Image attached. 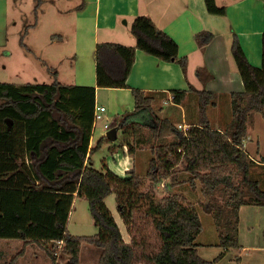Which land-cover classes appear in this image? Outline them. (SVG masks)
Segmentation results:
<instances>
[{
  "label": "trees",
  "instance_id": "16d2710c",
  "mask_svg": "<svg viewBox=\"0 0 264 264\" xmlns=\"http://www.w3.org/2000/svg\"><path fill=\"white\" fill-rule=\"evenodd\" d=\"M37 6L42 0H37ZM209 12L225 14L226 6L217 0H205ZM85 6L83 0L76 8ZM134 45L117 41L99 42L96 49V73L99 87L131 88L136 106L120 117V125L130 150L129 138L140 142L148 127L153 156L146 176L131 169L127 176L100 170L87 164L95 122L96 86L52 83H14L0 81V238L20 239L22 248L8 264H17L30 244H37L61 264L60 251L77 263L84 243L101 250L99 264H135L145 258L152 264H215L202 257L196 238L203 229L198 207L181 193L158 196L159 184L169 179L170 186L199 181L205 196L204 210L213 213L220 233V245L239 247V209L243 204L264 205V183L252 176L254 160L244 148L248 120L253 111L264 116V32L262 65L248 59L236 33L231 53L245 84L243 91L232 93L233 117L224 130L212 127L208 105L215 92L196 89L199 98V122L187 130L173 120L160 117L154 109V95L128 84L137 49L166 61L179 63L187 72L188 57L179 54V44L159 28L146 14L131 23ZM212 38L210 32H200ZM28 48V46L26 45ZM29 49V48H28ZM201 72V71H199ZM193 88V87H192ZM173 100L181 102L183 89H173ZM151 116V124L140 115ZM143 132V133H142ZM188 174V175H187ZM148 180V186H143ZM115 192L118 211L132 233L135 212L146 205L161 243L147 251L145 241H126L105 199ZM219 193V194H218ZM225 195L220 199L219 195ZM77 196H86L99 231L93 235H74L68 220ZM133 234V233H132ZM52 243L51 246H49Z\"/></svg>",
  "mask_w": 264,
  "mask_h": 264
},
{
  "label": "crops",
  "instance_id": "0c3cea01",
  "mask_svg": "<svg viewBox=\"0 0 264 264\" xmlns=\"http://www.w3.org/2000/svg\"><path fill=\"white\" fill-rule=\"evenodd\" d=\"M51 1L50 4L58 14L62 16L68 14L74 21V52L71 55L63 51L59 56H54L55 59L51 58L57 60V64L49 66L50 71H46L47 73L34 62V72H40L42 77L36 74L34 83H52L57 79L65 84L96 86V105H100L99 92L102 88L97 85V44L117 41L134 45L136 38L131 32V23L141 14L151 16L159 28L177 40L179 54L188 57V67L185 73L179 63L166 61L142 49H137L128 84L152 93L155 97L153 102L155 112L162 118H170L176 125L182 124L189 127L199 122V96L196 89L215 92L214 103L207 107L212 127L224 130L232 120V93L245 89L244 81L231 53L234 33L238 35L250 62L256 66L262 65L264 0H217L218 5L227 7L225 14L209 12L205 0H85V6L82 9L76 7L83 0ZM10 5L11 0H0V49L4 51L5 57L3 66L0 68V75L13 76L16 80L8 81L19 84L24 83L20 78L22 67L16 64L10 65L8 62L14 57V49L9 47ZM200 32H210L212 38L205 33L199 40L197 34ZM63 38L64 35L58 34L53 41ZM34 51L36 52L35 45ZM70 67L72 80H66L63 77ZM173 89L186 91L181 102L173 100ZM108 90L110 101L106 117L112 121L104 122L98 129V120H95L90 149L97 146L94 142V134L97 131L101 137H105L103 142L105 140L114 142L119 139V134L124 130L119 123L120 117L126 112H132L136 106L131 88L108 87ZM252 114L249 116L248 134L243 143L244 148L254 160L252 173L264 183V148L260 145L258 133L255 135L257 149L253 150L249 147V140L254 137L249 130V124L256 127L262 122L264 116L262 113H256L253 119ZM140 118L145 123H152L149 114L142 113ZM114 127L116 130L112 132V137H109L107 133ZM148 129L144 127V133L142 132L138 143L133 136H130L129 141L132 139L130 143L134 146L131 150L123 134L119 143L122 145L110 147L111 156L105 157L108 159L104 162L105 165L120 176H127L131 169L139 173L137 158L147 154L149 163L153 156L152 153L150 154L152 141L149 140ZM122 141L124 142L121 143ZM93 152L94 150L88 156L89 166H91ZM161 183L169 191L168 193H181L184 182L170 186V180L165 179ZM109 208L121 228L124 239L131 242L132 236L123 218L124 227L113 209ZM204 230L203 228L196 241L198 252L205 259L213 260L223 252L224 255L216 260L215 264H264V205L243 204L240 207L239 247L221 246L217 225L211 231L212 235L208 237L209 239L201 237ZM34 248L36 250H33V253L37 252V244H30L25 255L27 256ZM25 255L22 257L26 258ZM19 260L17 264H20Z\"/></svg>",
  "mask_w": 264,
  "mask_h": 264
},
{
  "label": "rangeland",
  "instance_id": "374dc122",
  "mask_svg": "<svg viewBox=\"0 0 264 264\" xmlns=\"http://www.w3.org/2000/svg\"><path fill=\"white\" fill-rule=\"evenodd\" d=\"M37 2V0H11L10 5L9 47L14 49V57H12V59L8 62L10 65H21L22 68L20 70V78L23 82H34V80L37 78L35 75L37 74L40 76V72H34V62L39 67H42L46 72L50 71L49 66L57 64V60H52L55 59L54 56H59V54L63 51L69 52L71 55L74 52L75 26L73 19H71L68 14L66 16L58 14L50 4L52 3L51 0H42V4L39 7L37 6ZM58 34L64 35V38L54 42L53 38H55V35L58 36ZM68 34H70V36ZM17 35L18 37L16 38ZM26 45L29 49L26 47ZM34 45L36 52L34 51ZM3 55L4 51L0 49V68H2L3 61H5V57ZM36 55L39 56L37 57ZM27 56L30 59L23 58ZM71 77L72 69L70 67L63 78L66 80H72L70 79ZM40 78L42 77L40 76ZM8 80L11 81L16 79L13 76L0 75V81ZM109 101L110 93L108 87H102L99 92V104L105 105L107 109H109ZM107 112L108 111L105 112V115L102 119H98V129L104 122L112 121L111 119H107ZM252 113L253 119L256 113L261 114V112L258 111H253ZM249 130L254 135L253 139L249 140V147H251L253 150L254 148L257 149V136L255 135L258 133V136L261 140L260 145L264 148V118L261 123L256 125V127L249 124ZM122 137L123 133L121 132L119 134V139L115 140L114 142L111 140H105L102 142L101 147L94 150L90 165L97 169L103 170L105 165L104 162L108 160L105 157L111 156L110 147H114L115 145L121 146L122 144L119 145V143ZM100 139L101 136L97 131L94 134L95 145H97L98 140ZM131 140L132 139H130V141ZM123 142L124 141L121 143ZM151 153L152 151L150 154ZM147 158V154L137 158V171L144 177L146 176V172L149 167V159ZM252 176L253 178H256V175L253 173ZM147 181L148 180L146 179V184L143 186V188L148 186ZM182 185L183 186H181L180 190L181 194L186 196L187 201L194 202L200 212L203 228L205 229L201 234V237H203V239L208 238L209 236L211 237V231L215 228L216 222L213 213L206 212L202 206V203L206 198L201 190V182L198 181L194 187L189 181L184 182ZM158 188L159 197L166 195L169 192L165 186L162 185V183L159 184ZM219 197L220 199L226 198V196L223 194H220ZM106 198L107 205L113 209L116 217L121 221L122 227H124L122 217L118 211L116 200L117 194L113 192ZM146 207V205H143L140 210L135 212V217L133 219V223L131 224L133 233H131V236L133 237L134 235L138 241H145V244L148 245L147 251L149 252L159 248L161 239L158 230L155 228L152 217L145 213ZM68 231L74 235H93L99 231V228L96 226L94 217L90 210L89 200L86 196H77L75 198L68 220ZM22 243L23 241L20 239L0 238V264H8L10 259L15 256V254L22 248ZM51 245L52 243L49 246ZM33 250H36V248L32 249V251L27 256L25 255L26 258H19L20 264H53L51 258L38 245L37 252L33 253ZM57 250L61 264H99L101 255V250L96 245L84 243L80 258L78 262L75 263L68 255L63 254L60 251V244ZM135 264L152 263L146 261L145 258H138L135 261Z\"/></svg>",
  "mask_w": 264,
  "mask_h": 264
},
{
  "label": "built area",
  "instance_id": "2783aa9c",
  "mask_svg": "<svg viewBox=\"0 0 264 264\" xmlns=\"http://www.w3.org/2000/svg\"><path fill=\"white\" fill-rule=\"evenodd\" d=\"M107 111V107L105 105H96L95 107V120L102 119ZM179 128L187 130L189 127H185L182 124L178 125Z\"/></svg>",
  "mask_w": 264,
  "mask_h": 264
},
{
  "label": "water",
  "instance_id": "95a60500",
  "mask_svg": "<svg viewBox=\"0 0 264 264\" xmlns=\"http://www.w3.org/2000/svg\"><path fill=\"white\" fill-rule=\"evenodd\" d=\"M115 130H116V127L112 128V129L107 133V135H108L109 137H112V132L115 131Z\"/></svg>",
  "mask_w": 264,
  "mask_h": 264
}]
</instances>
